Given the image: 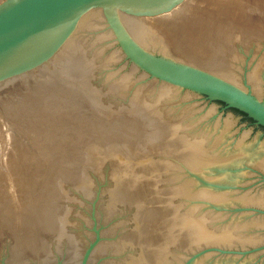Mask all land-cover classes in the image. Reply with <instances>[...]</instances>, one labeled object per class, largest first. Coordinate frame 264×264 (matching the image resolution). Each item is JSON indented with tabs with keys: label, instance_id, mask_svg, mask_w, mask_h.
<instances>
[{
	"label": "water",
	"instance_id": "water-1",
	"mask_svg": "<svg viewBox=\"0 0 264 264\" xmlns=\"http://www.w3.org/2000/svg\"><path fill=\"white\" fill-rule=\"evenodd\" d=\"M258 126L264 0H0V264H264Z\"/></svg>",
	"mask_w": 264,
	"mask_h": 264
},
{
	"label": "trees",
	"instance_id": "trees-1",
	"mask_svg": "<svg viewBox=\"0 0 264 264\" xmlns=\"http://www.w3.org/2000/svg\"><path fill=\"white\" fill-rule=\"evenodd\" d=\"M219 103L223 105V103H221V102H219ZM231 109H232L233 111H235L236 113H238L239 115H242L243 118L249 120L250 122H254L251 118L247 117V115H246L245 113H243V112H241V111H239V110H237V109H234V108H231ZM261 128H263V127H261ZM263 129H264V128H263Z\"/></svg>",
	"mask_w": 264,
	"mask_h": 264
},
{
	"label": "flooded vegetation",
	"instance_id": "flooded-vegetation-1",
	"mask_svg": "<svg viewBox=\"0 0 264 264\" xmlns=\"http://www.w3.org/2000/svg\"><path fill=\"white\" fill-rule=\"evenodd\" d=\"M222 105V104H221ZM242 118H243V116H242ZM244 120H247V119H245V118H243ZM249 121V120H248ZM250 122V121H249ZM251 124H254V122H250ZM261 130H263L264 131V129L263 128H261L260 126H258Z\"/></svg>",
	"mask_w": 264,
	"mask_h": 264
}]
</instances>
